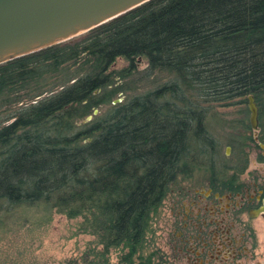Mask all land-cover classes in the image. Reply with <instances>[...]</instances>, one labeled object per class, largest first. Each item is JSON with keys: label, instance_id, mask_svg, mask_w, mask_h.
<instances>
[{"label": "trees", "instance_id": "16d2710c", "mask_svg": "<svg viewBox=\"0 0 264 264\" xmlns=\"http://www.w3.org/2000/svg\"><path fill=\"white\" fill-rule=\"evenodd\" d=\"M139 56L146 66L132 83L147 82L127 93L107 70L121 57L127 67L116 76L133 77ZM247 95L264 144V0H148L78 39L3 62L0 215L41 207L78 217L103 253L120 246L122 264H152L144 236L178 176L201 168L211 182L239 186L252 136L228 137L225 155L206 118L211 105Z\"/></svg>", "mask_w": 264, "mask_h": 264}, {"label": "rangeland", "instance_id": "374dc122", "mask_svg": "<svg viewBox=\"0 0 264 264\" xmlns=\"http://www.w3.org/2000/svg\"><path fill=\"white\" fill-rule=\"evenodd\" d=\"M82 34L66 41L78 39ZM134 66L136 72L133 77L124 79H118L115 73L127 67L125 59L117 57L107 70L112 74L113 84L128 89L127 93L143 90L147 82L141 80L132 83V78L139 76L145 68V58L136 57ZM154 78L163 80L157 74L150 76V79ZM132 87L135 89L132 90ZM124 94L118 92L113 100L119 102ZM206 125L210 134L219 141L221 151L225 150V154L230 149L226 145L228 137L252 136L254 142H250L248 146L246 142L244 149L248 153L249 165L239 180L244 184L253 180L255 185L259 181L264 185L261 177L264 173V161H256L260 154V149L255 144L258 128L249 125L246 99L237 98L229 104L211 105ZM205 176V172L199 168L192 171L189 178L178 176L168 186L160 207L151 216L143 240L141 254L153 253L152 264H192L188 246L191 244L194 215L192 210L189 209L188 212L187 197L190 193L186 192L192 185L206 186ZM256 204L253 201L244 206L238 215L236 233L239 231L242 235V248H238L240 253L231 264H264V209L253 216H247L249 209H253ZM80 220L78 217L66 218L53 209L44 211L41 207L20 208L1 214L0 264H122L126 249L119 246L103 253L96 237L79 229ZM248 228L252 231V238L248 237Z\"/></svg>", "mask_w": 264, "mask_h": 264}, {"label": "water", "instance_id": "95a60500", "mask_svg": "<svg viewBox=\"0 0 264 264\" xmlns=\"http://www.w3.org/2000/svg\"><path fill=\"white\" fill-rule=\"evenodd\" d=\"M146 1L0 0V64L64 42ZM245 99L249 125L255 128L257 107L251 95ZM258 146L264 153V144L258 143Z\"/></svg>", "mask_w": 264, "mask_h": 264}, {"label": "flooded vegetation", "instance_id": "af4514ba", "mask_svg": "<svg viewBox=\"0 0 264 264\" xmlns=\"http://www.w3.org/2000/svg\"><path fill=\"white\" fill-rule=\"evenodd\" d=\"M258 143L256 138L257 147ZM259 151L264 161L262 150ZM229 154L230 149L225 155ZM241 175L235 178L237 179L235 183L239 186L232 184L228 187L220 180L211 182L206 175L204 178L206 186L196 184L187 188L186 193H190L187 197L188 212L190 209L194 215L191 244L188 246L192 254V264H231L239 255L238 248H242V235L239 231L237 232L239 235H236L238 215L244 206L253 201L257 204L253 209H249L247 216H253L264 209V185L259 181L258 185H255L253 180L244 184L239 180ZM261 177L264 179V173ZM224 198L226 200H223ZM248 231V237L252 238L251 229L248 228Z\"/></svg>", "mask_w": 264, "mask_h": 264}]
</instances>
